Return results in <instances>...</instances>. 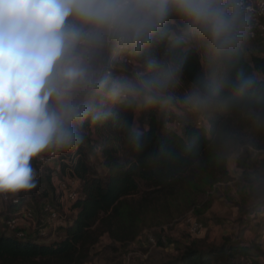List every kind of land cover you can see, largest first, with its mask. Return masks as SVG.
Masks as SVG:
<instances>
[{
    "label": "clouds",
    "instance_id": "1",
    "mask_svg": "<svg viewBox=\"0 0 264 264\" xmlns=\"http://www.w3.org/2000/svg\"><path fill=\"white\" fill-rule=\"evenodd\" d=\"M173 17L181 24L169 34ZM249 28L244 0H0V193L34 188L31 160L73 149L82 123L106 119L110 106L172 105L193 41L205 46L208 71L183 105L264 123V89L231 73ZM116 55L137 57L139 70L116 77ZM129 137L139 149L141 134Z\"/></svg>",
    "mask_w": 264,
    "mask_h": 264
},
{
    "label": "trees",
    "instance_id": "2",
    "mask_svg": "<svg viewBox=\"0 0 264 264\" xmlns=\"http://www.w3.org/2000/svg\"><path fill=\"white\" fill-rule=\"evenodd\" d=\"M180 24L179 18L173 17L164 31L169 34L178 31ZM167 44L165 39L155 49L156 54L164 55ZM183 55L186 61L182 79L192 87L208 71L201 61L204 58L208 65L206 48L201 43L197 50L190 44L184 48ZM132 57L139 62L137 57ZM231 73L233 76L243 73L264 89V56L252 52L248 58L241 45L233 59ZM172 105L143 107L144 120L138 127L135 125L137 106L112 105L111 115L106 119H86L81 127L106 133L105 140L91 141L90 145L102 153L105 177L90 166L80 140L77 150L76 146L69 150L76 159L74 170L81 187L80 196L72 205L74 213L58 228L64 236L52 239L34 233L19 237L9 233L6 226H0V264H87L104 235L109 236L113 245L129 244L140 234L141 219L149 206L161 198L163 202L177 199L187 186L196 184L204 176L210 183L227 177L228 160L234 152L238 153L239 180L246 185L264 183V173L252 158L250 143L238 126L245 117L240 111H199L208 127L186 123L180 132L173 126L179 120ZM132 129L141 134L139 149L130 140L129 130ZM141 183L145 189L141 188ZM135 196L140 200L131 202ZM263 207L264 201L251 212L256 213ZM256 249L231 240L220 246H200L193 242L177 248V256L163 264H218L221 260L224 264L227 261L234 264L237 258L260 264L259 258L253 255Z\"/></svg>",
    "mask_w": 264,
    "mask_h": 264
},
{
    "label": "rangeland",
    "instance_id": "3",
    "mask_svg": "<svg viewBox=\"0 0 264 264\" xmlns=\"http://www.w3.org/2000/svg\"><path fill=\"white\" fill-rule=\"evenodd\" d=\"M258 43L255 51L264 56V45L262 42ZM191 46L199 50L201 43L193 41ZM242 46L249 58L252 53L248 49V46H251V41L246 38ZM109 59L112 64L111 71L118 78H130L139 70V62L125 63L124 55L110 56ZM201 61L204 70L207 71L208 65L205 59L203 58ZM190 90L191 86L182 79L181 84L174 91L175 102L172 105V110L176 112L182 126L202 120L199 111L190 110L183 105L184 96ZM142 108L137 107L135 119L137 127L144 120ZM157 108H161V106H157ZM234 123L237 124V122ZM238 126L242 129V135L250 143L248 145L252 158L258 162L259 170L264 173V123H257L244 117V122H240ZM177 130L181 132L183 127H179ZM105 134L95 128L80 127L79 130L80 140L90 166L102 178L105 177L102 153L97 149H92L90 145L91 141L105 140ZM237 155L238 153L234 152L229 157L227 164L229 175L227 177L218 178L219 180L210 183L207 176H204L196 184L187 186L177 199L163 202V198H161L160 201L149 206L141 219L140 234L129 244L116 243L113 245L109 236L104 235L97 245L91 261L87 264H163L177 256L179 247L193 242L200 246H220L227 240L248 242V245L257 248L253 250L254 256L264 257L262 243H258V241L264 243V239H260L258 235L260 229L258 226L260 225L256 227V232L251 230L254 227L251 211L255 205L264 201V183L257 182L246 185L239 180L241 170L236 164ZM55 165L56 163H51V166ZM48 186L49 184L45 181L36 184L30 190L16 192L23 198L24 203L34 208L36 217L43 218L39 208L46 198L44 192H48ZM141 188L145 189L142 183ZM139 200V196L131 198V202ZM0 206V218L11 216L10 206H7L5 202L0 203ZM262 214L263 211L259 212V215ZM196 221L202 223L204 229L198 238H193L190 228L191 224ZM2 224H4V218ZM0 226L3 225L0 224ZM41 226L42 224L37 222L34 233L40 235ZM45 236L59 239L64 236V233L57 228ZM149 238H153L154 242ZM218 264H224V262L221 260ZM225 264H232V262L227 261ZM234 264H247V260L237 258Z\"/></svg>",
    "mask_w": 264,
    "mask_h": 264
},
{
    "label": "built area",
    "instance_id": "4",
    "mask_svg": "<svg viewBox=\"0 0 264 264\" xmlns=\"http://www.w3.org/2000/svg\"><path fill=\"white\" fill-rule=\"evenodd\" d=\"M244 3L250 25L247 39L264 42V0H244ZM123 61L128 64L136 63L130 55H124ZM196 125L208 127L205 120L196 122ZM173 126L176 129L183 127L179 121L173 123ZM75 149L77 150L78 147L76 146ZM75 162V156L69 150L63 151L55 148H50L34 157L31 160V167L34 172L35 183L40 184L46 181L49 184L47 196L39 208L43 218H36L34 208L24 203L20 194L0 193V203L5 202L7 206L15 208L16 211V215L2 216L6 230L19 237L25 236L19 231V220H25L34 226L37 222L42 224L40 234L46 235L66 224L74 213L72 205L80 196L81 181L74 170ZM51 163H56L55 168L51 166ZM203 229V224L196 221L191 224L190 232L198 236L203 232ZM149 239L154 242L153 238ZM247 264H251L250 261L247 260Z\"/></svg>",
    "mask_w": 264,
    "mask_h": 264
},
{
    "label": "crops",
    "instance_id": "5",
    "mask_svg": "<svg viewBox=\"0 0 264 264\" xmlns=\"http://www.w3.org/2000/svg\"><path fill=\"white\" fill-rule=\"evenodd\" d=\"M262 43L264 45V42H262ZM257 44H259L258 41H251V46H248L249 51L256 53L255 50L257 49V46H256ZM9 210L11 212V215H16V211H15V209L13 207H9ZM261 211H263V214L259 215V212H261ZM251 218L254 219L253 220V224H252L254 227H252L251 230L256 232V229H257L256 227L258 225H260L261 227L258 226L260 228L259 231H258V235H259L260 239H264V207L260 211H258L256 213H253L251 215ZM1 221L3 222L2 218H0V224L4 226V224H2ZM19 221H20L19 222V231H21L24 235H32V234H34V232L36 231L34 225L28 223L25 220H19ZM255 223H257V224H255ZM8 232L12 233L9 230H8ZM243 243H248V242H243ZM258 243H262L261 245L264 248V243L263 242L258 241ZM259 261H260V264H264V257H262V258L260 257Z\"/></svg>",
    "mask_w": 264,
    "mask_h": 264
}]
</instances>
